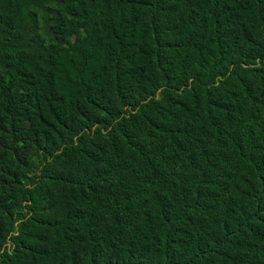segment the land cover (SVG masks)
Here are the masks:
<instances>
[{
  "label": "trees",
  "instance_id": "trees-1",
  "mask_svg": "<svg viewBox=\"0 0 264 264\" xmlns=\"http://www.w3.org/2000/svg\"><path fill=\"white\" fill-rule=\"evenodd\" d=\"M0 264H264V0H0Z\"/></svg>",
  "mask_w": 264,
  "mask_h": 264
}]
</instances>
